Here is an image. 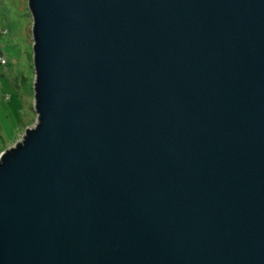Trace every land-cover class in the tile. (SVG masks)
I'll return each instance as SVG.
<instances>
[{"label":"water","instance_id":"1","mask_svg":"<svg viewBox=\"0 0 264 264\" xmlns=\"http://www.w3.org/2000/svg\"><path fill=\"white\" fill-rule=\"evenodd\" d=\"M28 3L0 264H264V0Z\"/></svg>","mask_w":264,"mask_h":264},{"label":"rangeland","instance_id":"2","mask_svg":"<svg viewBox=\"0 0 264 264\" xmlns=\"http://www.w3.org/2000/svg\"><path fill=\"white\" fill-rule=\"evenodd\" d=\"M32 24L28 0H0V53L12 62L6 67L0 64V149L4 150L20 141L25 129L38 121L34 108ZM14 75L26 76L28 81L22 88L12 84ZM6 124H13L15 129L7 131Z\"/></svg>","mask_w":264,"mask_h":264},{"label":"crops","instance_id":"3","mask_svg":"<svg viewBox=\"0 0 264 264\" xmlns=\"http://www.w3.org/2000/svg\"><path fill=\"white\" fill-rule=\"evenodd\" d=\"M13 79H15L14 81L13 80H11L13 83V85L14 86H17V87H19L20 88V86H22L23 87V83H26L28 80H27V78L25 77V79H21L20 78V76L19 75H16V76H14L13 77ZM31 93L30 92H28V90H26V95H28L29 97H33V96H31L30 95ZM28 107H30V105H28Z\"/></svg>","mask_w":264,"mask_h":264},{"label":"trees","instance_id":"4","mask_svg":"<svg viewBox=\"0 0 264 264\" xmlns=\"http://www.w3.org/2000/svg\"><path fill=\"white\" fill-rule=\"evenodd\" d=\"M0 56L4 57V58L6 59V62H7L5 66L1 64L3 67L10 66V65L12 64V62L9 61L8 56L6 57V55H5L4 53H0ZM14 76H15V75H14ZM14 76H13V77H14ZM25 77H26V76H23V75L20 76L21 79H25ZM11 80L14 81L15 79L12 78ZM12 83H13V82H12ZM20 88H22V86H20ZM2 126H3V125H1L0 128H2ZM10 127H11L13 130L15 129V127H14L13 124H10ZM10 127L6 124V129H7V131L9 130ZM3 150H4V148H1V149H0L1 152H2Z\"/></svg>","mask_w":264,"mask_h":264},{"label":"built area","instance_id":"5","mask_svg":"<svg viewBox=\"0 0 264 264\" xmlns=\"http://www.w3.org/2000/svg\"><path fill=\"white\" fill-rule=\"evenodd\" d=\"M6 59L4 58V57H2V56H0V64H2V65H6Z\"/></svg>","mask_w":264,"mask_h":264}]
</instances>
